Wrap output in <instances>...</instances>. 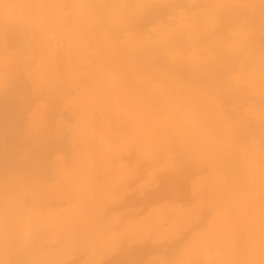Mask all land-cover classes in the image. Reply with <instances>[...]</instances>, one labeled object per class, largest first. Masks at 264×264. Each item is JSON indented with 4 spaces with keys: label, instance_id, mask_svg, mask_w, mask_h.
I'll return each instance as SVG.
<instances>
[{
    "label": "bare ground",
    "instance_id": "bare-ground-1",
    "mask_svg": "<svg viewBox=\"0 0 264 264\" xmlns=\"http://www.w3.org/2000/svg\"><path fill=\"white\" fill-rule=\"evenodd\" d=\"M0 264H264V0H0Z\"/></svg>",
    "mask_w": 264,
    "mask_h": 264
},
{
    "label": "rangeland",
    "instance_id": "rangeland-1",
    "mask_svg": "<svg viewBox=\"0 0 264 264\" xmlns=\"http://www.w3.org/2000/svg\"><path fill=\"white\" fill-rule=\"evenodd\" d=\"M41 121H43V118H42V120ZM174 132L175 131H171V133L170 134H172V135H174ZM43 143V142H42ZM41 143V144H42ZM42 147H40V149H41ZM39 151H41V150H39ZM38 151V152H39ZM42 152V151H41ZM41 152H39V155L37 154V156L40 158V153ZM42 154V153H41ZM44 154V153H43ZM43 156H45V154L43 155ZM43 156L41 157L42 159H43ZM4 161V160H3ZM2 164H3V162H2ZM5 164V163H4ZM36 168H37V166H36ZM96 177V174H95V176H94V174L92 173V175H91V178H90V183L94 180V178ZM116 180H119V179H116ZM99 182V181H98ZM100 183V182H99ZM118 189H120L119 191H118ZM108 190H110L109 188H108ZM112 190H114V191H110V196H108V197H110V201H112V202H114V203H117V201L118 200H121V199H125V198H127V196H129V192L127 191V190H124V189H122V188H119V187H114V188H112ZM121 192V193H120ZM216 193V192H215ZM143 200V198L142 197H140V201H142ZM107 201V200H106ZM103 204V200L101 201V205ZM203 207H204V199L203 200H201L200 202H199V208L203 211Z\"/></svg>",
    "mask_w": 264,
    "mask_h": 264
}]
</instances>
